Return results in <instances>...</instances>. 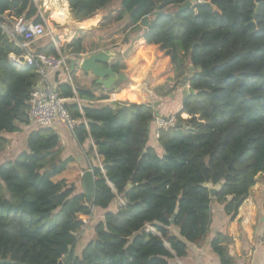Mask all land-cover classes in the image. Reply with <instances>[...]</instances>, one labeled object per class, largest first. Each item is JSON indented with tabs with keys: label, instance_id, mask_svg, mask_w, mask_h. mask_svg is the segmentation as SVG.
<instances>
[{
	"label": "trees",
	"instance_id": "1",
	"mask_svg": "<svg viewBox=\"0 0 264 264\" xmlns=\"http://www.w3.org/2000/svg\"><path fill=\"white\" fill-rule=\"evenodd\" d=\"M66 1L77 21L103 15L95 29L79 28L59 46L64 56L140 31L111 63L128 75L125 100L66 103L77 141L91 138L88 153L100 160L91 165L90 199L65 179L53 180L66 162L57 161L59 137L49 127L35 125L26 149L0 164V260H9L0 264H57L77 243L80 216L94 208L104 211L91 225L94 239L79 255L72 252L70 264H179L175 258L187 254V243L205 241L213 203L233 219L256 176H264V0H196L188 7L189 0H118L109 9L113 0ZM40 7L35 0H0V17L43 23ZM156 11L162 13L143 29L141 20ZM44 42L38 52L57 54L52 40ZM23 51L0 25V154L9 144L4 134L30 123L37 67L16 68L8 60ZM186 75L195 93L175 111L176 124L161 130L158 153L148 144L155 108L136 84L151 77L149 88L165 97ZM54 88L64 99H96L78 83ZM207 183H221L214 197ZM117 197L122 204L111 209ZM231 241L219 232L211 241L221 264H235Z\"/></svg>",
	"mask_w": 264,
	"mask_h": 264
},
{
	"label": "crops",
	"instance_id": "2",
	"mask_svg": "<svg viewBox=\"0 0 264 264\" xmlns=\"http://www.w3.org/2000/svg\"><path fill=\"white\" fill-rule=\"evenodd\" d=\"M39 1H42L43 4V6L41 5L39 12L44 22L49 21L45 19L49 17V15L46 17V14H49L48 10L46 9L52 7L51 17L55 21L59 23H66L68 24V26L71 24L76 28L69 33V36H67V38L64 37V33H59L56 34V36L51 34L50 36L46 35L38 39L33 45V47L36 49L42 45V39L44 42L48 41L49 39L52 40L53 38L57 46L60 45V42L57 38L61 37L62 43L69 42L77 29H91L90 26L92 24L96 25V23L100 20L99 14H96L93 17L91 16V20L87 24L84 23V20L86 21V19L88 18L77 21L75 18H73V15L72 21L68 13V3L66 0H62V5H58L57 0ZM65 4H67L66 7ZM64 9L66 10L65 13H67V16L62 17L61 20H57L53 16V13H56V11H63ZM62 13H64V11ZM65 30L68 31L69 29ZM139 34L140 31L131 32L128 33L125 38L123 36H120V38H118V35H116L113 37V39L115 40L113 43L110 41H101L100 47L94 49L89 53L66 56L67 60L69 61L70 76L72 80L70 84L73 85V82L78 83L80 86L87 88L96 97V99L94 100H86L74 96L73 98H67L66 103L76 102L80 106L84 104L102 106L106 104H112L114 102H123L125 100L124 86L128 81L127 74L124 73L127 79L122 82V84H120L119 90H110L98 84L96 82L97 76H95L91 71H85L81 69L80 62L88 54L102 49H110L116 51L112 60V62H114L120 54L124 53L128 49L133 39L136 38ZM74 66H76L75 72L71 73ZM66 77L67 74L63 70L49 72L47 76L49 82L53 85V87H55V85L58 83L67 82ZM148 78L151 82V77ZM152 92L155 95V92L153 90ZM174 95V98L170 97V101H168V99H166L165 97H162L160 105L158 106L159 115L165 116L169 113L175 112L180 108L182 102L181 90L179 88H176L174 90ZM101 96L107 97L101 98ZM34 127V124L29 123L28 125L21 126V131L18 133L4 134L9 139V144L0 154V164L13 160L19 154L20 151L18 153L16 152L17 149H19V144L21 147L25 146L24 149H19L21 150V152L26 149L27 135ZM49 128L55 131L59 137V156L57 161L59 163H62L64 161L66 162L65 168L60 174H58L57 180L65 179L71 186L75 187V192L82 191L81 174L83 173V171L89 169L92 170L91 165H101L95 151H91L90 153H88L89 146H92L94 148L93 141L91 140V138H87L83 143H79L73 133V130L68 128L66 124L60 119H55L54 122L49 126ZM153 132L154 124L152 122L149 126L148 144L153 146L158 153H162L161 147L153 137ZM18 134H20L21 140H23L21 143L18 144L16 141H10L11 137H16ZM55 163L57 164V162ZM257 176L255 184L250 188L247 197L239 206L237 213L233 219H230V216L224 213L223 205H219L218 203H216L215 208L212 205V222L210 225V231L206 236L205 241L201 245L187 243V254L181 258H175L176 262H178L179 264H221L218 256L213 252L211 248V241L217 232L225 234L231 238L232 241L229 244L228 248L229 254L232 256L235 264H262L264 262V242L261 240L264 228V179L260 182L257 179ZM73 180H75L76 183L73 182ZM120 201V197H117V200L111 206V209H115V207L119 205ZM103 213V210L94 208L90 216H80L81 220L84 219L85 224L83 230L77 236L78 239L81 238L82 234L86 230H89L87 238H90L93 235L94 231L91 225L95 221L101 219ZM83 247L84 246H75L72 252H74L75 255H79Z\"/></svg>",
	"mask_w": 264,
	"mask_h": 264
},
{
	"label": "built area",
	"instance_id": "3",
	"mask_svg": "<svg viewBox=\"0 0 264 264\" xmlns=\"http://www.w3.org/2000/svg\"><path fill=\"white\" fill-rule=\"evenodd\" d=\"M1 27L10 39L16 40L17 35L22 36L20 47L24 51L20 54L10 53L8 55L9 62L16 68L35 65L39 73V80L31 92L29 101V122L37 126L49 127L55 119H60L68 128L73 130L77 120L71 116L66 107V99L58 95L56 89L47 78L49 72L63 70L67 74V82H72L67 57L60 53L53 38L52 40L58 51L57 54L38 52L33 47L38 39L47 35L49 30L47 22L35 23L19 18L12 29H9L6 25H1ZM186 87L190 88L188 83H186ZM153 124V137L157 141L161 130L173 127L176 124L175 112L165 116L156 113ZM120 204H122V200L119 202ZM82 221L85 224L84 219ZM146 229L152 230L149 225H146Z\"/></svg>",
	"mask_w": 264,
	"mask_h": 264
},
{
	"label": "water",
	"instance_id": "4",
	"mask_svg": "<svg viewBox=\"0 0 264 264\" xmlns=\"http://www.w3.org/2000/svg\"><path fill=\"white\" fill-rule=\"evenodd\" d=\"M196 0H189L184 4V7H188L191 3L195 2ZM101 15H103V11H99ZM162 12L156 11L154 12V15H151L150 17H145L141 20L140 25L146 29L151 20L155 19V15H159ZM74 18V16H73ZM0 25H6L9 29L13 28V23L4 17H0ZM22 40L21 35H17V39L14 40L15 43L20 47V41ZM116 51L110 50V49H102L96 52H92L85 56L81 62H80V68L85 71H91L95 76H97L96 82L110 90H119L120 84L124 82L127 78L124 73H116L111 68V63L114 58ZM72 67V65H71ZM190 70H193L191 67ZM205 75H209V71H204ZM189 76H184L180 83L179 88L181 89L182 94V101L186 98V96L190 94H194V90L192 88H187L186 83H188ZM150 82V79L144 78L141 81H139L136 84V89L140 90L141 94L147 98L151 103L152 106L155 108V112L158 113V106L160 105V102L162 100V97H156L152 90L148 88V84ZM115 87V88H114ZM173 96V94L171 95ZM57 164L51 163L49 167H55ZM93 172L92 170H85L81 174V187L82 192H84L87 196V199H90L93 191ZM204 186L209 190L210 196L214 197L221 189V183L212 185L211 183L204 184ZM170 222H173V219L170 220ZM72 250L71 247L68 253L65 257L60 259L57 264H70L71 256H72ZM0 263H9V260H0Z\"/></svg>",
	"mask_w": 264,
	"mask_h": 264
},
{
	"label": "rangeland",
	"instance_id": "5",
	"mask_svg": "<svg viewBox=\"0 0 264 264\" xmlns=\"http://www.w3.org/2000/svg\"><path fill=\"white\" fill-rule=\"evenodd\" d=\"M35 2L38 4V6H43V4H42V1H39V0H35ZM118 2V0H113L111 3H109L108 4V9L109 8H111V7H113L114 5H115V3H117ZM57 4L58 5H62V0H57ZM67 6V4H65V7ZM46 10H48V12H49V14H46V17L49 15V17H47V18H45V19H47V20H49V21H47V24H48V28H49V30H48V33H47V36H50V33L51 34H53L54 36H56V34H59V33H61V34H63L64 33V37L65 38H67V36H69V33L72 31V30H74L76 27L75 26H73V25H69L68 26V24H66V23H59V22H57V21H55L52 17H51V13H52V7H49L48 9H46ZM64 11V13H62ZM63 11H56V13H53V16L57 19V20H61L62 19V17H64V16H67V13H65L66 12V10L64 9ZM68 13H69V15H70V18L72 19V14L68 11ZM96 14H99V16L101 17V14L99 13V12H97ZM96 14H94V15H96ZM93 15V16H94ZM92 16V17H93ZM100 17H99V19H100ZM90 18V19H89ZM88 19H86V21L84 20V23L85 24H87L88 22H90V20H91V17H89ZM72 21H73V19H72ZM9 28H11V27H9ZM90 28L91 29H95V24H92L91 26H90ZM65 29H69L68 31L67 30H65ZM99 33L100 32H102V31H98ZM130 33V32H129ZM120 36L121 35H118V38H120ZM58 39V41L60 42V45L59 46H61L63 43L61 42L62 41V39H61V37L60 38H57ZM59 46H58V48H59ZM68 64H69V62H68ZM173 94V96H170V95H167V96H165V98L166 99H168V101H170L169 99H170V97H172V98H174L175 97V95H174V92L173 93H171V95ZM13 136V135H12ZM10 141H16L18 144L19 143H21L23 140H21V136H20V134H18L16 137H11V139H10ZM19 147V149H24L25 148V146L23 147H21L20 146V144L18 145ZM19 149H17V153L20 151L21 152V150H19ZM19 152V153H20ZM57 176L58 175H56V176H54L53 177V180H57ZM257 179L261 182V181H263V179H264V177L263 176H261V175H258L257 176ZM73 182H75V180H73ZM76 183V182H75ZM214 205V208H215V206H216V203H213ZM220 205V204H219ZM150 230V229H149ZM91 231V230H90ZM88 233H89V230H86V231H84V233L82 234V236H81V238H79L78 239V242H77V244L75 245L76 247H82V246H84L89 240H91V239H94V232H93V235L90 237V238H87L88 236Z\"/></svg>",
	"mask_w": 264,
	"mask_h": 264
},
{
	"label": "flooded vegetation",
	"instance_id": "6",
	"mask_svg": "<svg viewBox=\"0 0 264 264\" xmlns=\"http://www.w3.org/2000/svg\"><path fill=\"white\" fill-rule=\"evenodd\" d=\"M150 16H151V15H150ZM150 16H147V17H150ZM139 24H140V23H139ZM140 26H141V25H140ZM141 27H142V26H141ZM142 28H143V27H142ZM143 29H144V28H143ZM180 81H181V80H180ZM179 83H180V82H179ZM178 86H179V84H178ZM178 86H177V88H179ZM179 89H180V88H179ZM180 90H181V89H180ZM170 95H171V94H170ZM155 96H156V97H160V96H157L156 94H155Z\"/></svg>",
	"mask_w": 264,
	"mask_h": 264
}]
</instances>
